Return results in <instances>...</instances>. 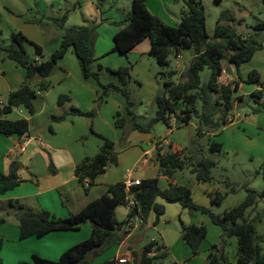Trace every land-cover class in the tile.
<instances>
[{
    "label": "trees",
    "instance_id": "1",
    "mask_svg": "<svg viewBox=\"0 0 264 264\" xmlns=\"http://www.w3.org/2000/svg\"><path fill=\"white\" fill-rule=\"evenodd\" d=\"M146 2L147 0H133L129 18L118 23L120 29L114 36V50L126 53L143 39L147 37L151 39L149 53L157 59L160 65L159 73L165 77V81L163 91L155 97L156 115L150 119L148 125L140 124L136 113L132 110L134 101L129 88L131 66L105 67L95 56L97 24L93 23L66 29L61 35L60 47L52 52L49 59L41 62L29 60L27 57V42L35 46L36 53L40 57L43 56V49L30 41L22 31H13L8 44H4L0 38V61L5 58L14 59L26 69V83L21 88L11 91L6 103H0V133L20 136L28 134L30 123L27 118L9 119L6 116L18 106H24L30 114L36 112L35 98L39 92L49 90L48 77L69 48H73L79 59L83 77L94 78L101 87L103 96L118 91L126 98V112L130 118L118 112L116 116L118 127H124L129 122L132 128L148 132L159 121L170 126L172 118L175 117L180 125H184L196 118L198 135L203 136L227 125L232 117L236 101L234 94L240 82L220 81L224 69L223 60L227 58L238 69L242 63L253 58L259 45L252 37H243L235 26L222 24L221 18L214 31V40L210 39L206 28V13L201 0H186L187 10L182 12L176 26L163 22L148 9ZM67 18L66 11L62 17L55 20L63 27ZM253 27L257 31H264V22H259ZM185 49H191L193 56L186 72L181 74L178 82H175L173 78L176 70L171 68V56H179ZM206 66L210 67L211 73L208 80L202 83L201 71ZM103 70L115 75L117 81H101ZM35 76L40 77V80L35 85H31L30 80ZM260 80V73L256 69L252 70L247 78L248 82H260ZM253 95L258 97L264 95V82L260 89L253 92ZM69 99L68 95H61L59 103ZM70 112L87 117L94 116L93 111H83L75 106L70 108ZM61 118L62 116H58L54 119ZM99 136L103 140L99 152L94 156L84 157L75 167V173L86 186V190L111 164L118 163L114 141L109 137ZM222 148L221 142L211 138L209 147L211 152L221 151ZM199 151H201L199 148L197 150L176 148L175 151H165L160 141L155 162L159 165L160 173L170 178H173L178 170L187 168L195 175L198 182L209 183L214 178L212 169L217 162L212 156L203 155ZM51 167L53 171L52 164ZM17 169V165L13 163L8 174L0 172V192H5L20 183ZM130 195L136 200L137 207L130 208L125 223L135 216L138 207L143 222L147 221L151 211H155L158 220L165 213V205L157 202L158 197H162L167 202H179L191 211L202 210L208 213L213 221L221 226L223 243L226 242V237H237L236 264H264V249L258 241L255 226L257 220L264 218V212H255L258 197L264 196V190L261 194L250 191L237 206L215 214L211 208L194 202L192 190L187 185L171 183L169 187L162 188L158 177L144 178L140 184L129 189L124 181L109 184L103 194L66 217H56L45 209L33 211L25 208L18 200H9L10 208L7 209V213L11 211L16 213L20 239L33 235L40 237L51 231L77 230L87 221L94 225L89 238L68 248L58 260L34 254L32 261H20L18 264H86L93 251L99 252L111 244L122 241L126 236L127 231L123 230L124 223L119 222L116 217V208L121 204H128ZM226 195L227 193L218 190L210 192L212 205L220 206ZM0 221H4V218ZM181 227L183 237L191 246L192 252L197 254L208 233L206 225L182 221ZM2 245L3 240L0 238V253ZM151 252L154 254L150 255ZM169 256L170 251L163 243L152 240L136 255L134 264H178L168 261ZM116 263L117 261L112 259L101 264ZM0 264H2L1 255ZM206 264H232V262L224 247L215 243L210 247Z\"/></svg>",
    "mask_w": 264,
    "mask_h": 264
},
{
    "label": "rangeland",
    "instance_id": "2",
    "mask_svg": "<svg viewBox=\"0 0 264 264\" xmlns=\"http://www.w3.org/2000/svg\"><path fill=\"white\" fill-rule=\"evenodd\" d=\"M50 1L52 0H28V2L32 3L33 19L41 24L45 32V40L42 44L45 60L49 59L52 52L60 47L61 35L66 29L96 23L84 10L88 1L99 4L103 9L104 18L97 28V55L121 56L118 52L109 53L114 47L112 31L120 27L118 25L119 22L129 18L132 11V0H64L61 4L56 1L54 6L50 4ZM76 1L80 2L81 6L77 5L75 7ZM201 2L206 13V28L210 39L214 40V31L221 18L222 24L235 26L238 33L243 37H252L259 45L251 61L242 63L238 69L229 64L231 68L230 77L240 82V88L236 92L237 100L232 111V117L237 113H241L242 115H248L249 120H242L239 117V121L236 124L228 123L212 133H205L203 136L198 135L196 118L184 125L172 120L174 125L170 133H167L169 126L163 121L154 124L148 132L134 129L127 122L124 127L116 128L118 134H114L113 138H111L115 143V151L118 154V164H111L109 167L112 170H121L122 168L125 171L132 167V169H136L139 176L147 178L158 177L160 186L167 187L170 180L160 173L159 165L155 162V151L152 153L153 161L150 164L145 165L141 156L140 160L133 165L137 156L142 152V147L145 149L151 148L156 141L165 139L172 141V145H164L165 151H175L176 147L183 149L194 148L196 150L199 148L201 154L212 156L217 162L212 169L213 180L209 183L198 182L195 175L187 168L178 170L173 180L178 184L187 185L192 190L193 200L198 201L202 205H207L208 208L212 209L213 213L220 214L224 210L241 203L250 191L261 194L264 190V95L262 97L253 95V92L260 89L264 82V31H257L253 27L259 22H264V0H201ZM147 5L153 14L157 15L168 25H177L180 21L181 12L187 10L186 0H148ZM66 11L68 12V18L64 26L61 27L55 18L62 17ZM3 19L0 23V28H3L4 32L0 34V38L4 44H8L11 40V34L8 22L5 18ZM129 56L137 55L130 54ZM192 56L193 51L191 49L183 50L181 57L171 56V68L176 70V75L173 78L175 82H178L181 79V74L188 69ZM98 61L101 63L100 59ZM130 61L135 65L134 77L143 82L142 86L136 80L130 81L129 88L134 101L132 110L136 113L138 122L146 126L150 119L156 115L157 105L155 97L163 91L165 77L159 73V70L155 74L156 78H150L151 68L147 59L135 62L134 58L130 57ZM225 62L228 63L227 61ZM254 69L260 73V82L247 81L249 73ZM210 73L211 69L209 66H206L201 71L202 83L208 80ZM100 77L103 82L117 81V77L106 70L101 72ZM220 81L233 80H230L227 73H224ZM88 83L91 84L97 93L93 108L90 110L94 112V116L89 117L91 121H94L95 118H101L100 111L101 115L109 116V118H112V116L116 117L118 112L130 118L126 112V98L121 92L112 91L108 96H103L102 89L94 78H89ZM20 109L28 113L24 106H21ZM20 113L17 108L13 110L11 115L20 117ZM38 120L41 121L42 117H39ZM49 134L50 131L48 129L47 135ZM211 138L223 144L221 151H210ZM102 144L103 140L101 137L93 135H89V138H83L79 141V145L90 156L96 155ZM77 147L80 149L79 146ZM101 189L102 187H95L92 193L98 194ZM82 190L83 192L89 191V189L86 190L84 187H82ZM216 190L227 193L220 206H213L211 203L210 192ZM258 199L255 212L263 213L264 196H259ZM158 200L165 205V214L154 223L156 214L153 211L149 219L151 227L148 230H142V232L149 236L157 235L156 237L160 240L159 235L161 233L173 234L175 230H180L179 215L182 216L183 210L186 212L191 210L188 208L184 209L178 202L168 203L162 198H158ZM185 211L184 214L186 215ZM200 215L209 218L208 214L198 211L197 221L207 223L209 239L217 241L221 247H224L229 260L232 264H236V237H226V242L223 243L224 237L220 236L221 234L219 235L221 228L212 222L201 220ZM126 217L123 209L117 212L119 222L125 224ZM153 225H155V228ZM255 226L258 241L264 249V218L257 220ZM115 246L111 244L105 247L102 253H106V251ZM168 261L176 262L172 251H170Z\"/></svg>",
    "mask_w": 264,
    "mask_h": 264
},
{
    "label": "crops",
    "instance_id": "3",
    "mask_svg": "<svg viewBox=\"0 0 264 264\" xmlns=\"http://www.w3.org/2000/svg\"><path fill=\"white\" fill-rule=\"evenodd\" d=\"M56 1H58L59 4L64 2V0H52L50 4L54 6ZM76 3H78V6H81L80 2L77 1L74 6ZM31 8L32 3L28 2V0H0V23L4 20L3 18H5L8 22L10 34L17 30L22 31L30 41L42 47L45 40V32L41 24L33 19V11ZM84 10L87 15L91 16L90 18L96 22L98 28L104 18L102 7L99 6V4L88 1ZM119 29L120 27L112 31L113 38ZM3 32L4 29L0 28V34ZM97 45L95 41V56L100 59L103 66L110 68H119L127 65L131 66L130 81L136 80L139 85L143 86V82L134 77L135 65L130 61V57H133L135 62H139L143 59L149 61L151 68L150 78H156L155 74L160 70L157 59L149 53L151 48V39L149 37L143 39L126 53L114 50V39V47L109 53L118 52L121 56H98L96 50ZM26 51L29 60L35 62L45 60V56L40 57L37 55L35 46L30 42L26 43ZM130 54H136L137 56H129ZM179 56L181 57L182 54ZM223 64L226 70L225 73H227L229 79L233 81L236 80L230 77V65L234 66V64L230 63L227 58L223 60ZM39 80L40 77L35 76L30 80V83L31 85H35ZM48 80L50 82L49 90L46 92H39L35 98V113H25L20 109L21 106H18L13 110L18 108L21 112L19 115L20 117H13L11 115L13 111L6 116L9 119L27 118L30 123L28 134L20 136L18 134L6 135L0 133V172L8 174L12 164L15 163L18 167L17 173L21 179L20 183L13 188L5 192H0V219L4 218V221H0V238L3 240L0 253L2 264H18L20 261H32V256L34 254L47 259L58 260L61 254L68 248L89 238L94 227L93 223L87 221L77 230L51 231L40 237L33 235L20 239L18 217L14 211L7 213V209L10 208L8 205L9 200H18L25 208L33 211L45 209L56 217H66L71 212L79 211L89 201L103 194L109 184L120 181L125 182L126 178L129 176L141 179L147 178L139 176L136 169H132V167L128 168L126 171L122 168L121 170H112V168L108 167L104 173L96 177L93 186L91 185L89 187V191L83 192L82 187L86 189V186L77 177L75 167L79 161L90 155L82 149L79 145V141L83 138H89V135L97 137L102 135L113 138L112 136H114V134H118L116 128L121 127L116 125V117L112 116V118H109V116H103L101 115V111V118H95L94 121H91L89 117L70 112L72 106L78 107L83 111H90L93 108V102L97 95L95 89L88 83L89 79L83 77L79 59L74 53L73 48H69L64 57L58 61L53 72L48 77ZM25 83V67L10 58H5L0 61V102L6 103L9 93L21 88ZM236 92L234 96L237 100ZM61 95H68L70 99L60 104L59 97ZM58 116H62V118L54 119ZM39 117H42L41 121L38 120ZM239 117L242 120H249L248 115L237 113L234 117H231L233 121L229 123L236 124L239 121ZM172 120H176V118L173 117ZM176 122L178 123L177 120ZM48 129L50 131L49 135H47ZM172 130L168 127L167 133H170ZM33 140H35V142ZM26 141L27 144L25 143ZM160 141L163 147L168 144L172 145V141L160 139L156 141L155 145L151 148L145 149L142 147V152L137 156L133 165L140 160L141 156L145 165L150 164L153 161L152 153L154 151L157 152L158 142ZM32 143L34 148L31 149L30 153L26 154L21 164H18L17 161H19L25 153L28 144ZM82 145L84 147V143ZM77 146H79L80 149ZM146 151L151 153V157L147 162L144 161V154ZM51 164L53 166V171L51 170ZM162 176L170 180L167 187H169L171 183H177L173 178L165 174H162ZM95 187H102L100 193H92ZM158 198L157 202H159ZM194 202L203 207H207V205H202L198 203V201L194 200ZM183 208L185 209V207ZM121 209L124 210L127 220L130 206L128 204L119 205L116 208V217L117 212ZM184 211L185 210L182 211V216L179 215L180 225H182L183 221L186 223L205 224L208 226L206 222L197 221L196 219L198 217V211L205 214L208 213L202 210H195L190 212L185 211V213H187L185 215ZM152 212L153 211H151V213ZM151 213L147 221H142L137 224L136 227H132V223L135 222V219L131 218L129 222L124 224L123 230H126L127 234L122 241L114 244L116 248L114 247L106 251V253H102L105 248L99 252L93 251L88 257V262L86 264H101L106 260L112 259L117 261L121 256H127L128 258V263L123 264H134L136 255L152 240H158L172 251L176 263L178 264H206L211 245L217 243V241L209 239V233H207L206 238L202 242L199 252L194 254L191 246L183 237L182 227L180 230H175L173 234L161 233L159 235L160 240L156 237L157 235L149 236L143 233L142 230H148L151 227L149 224ZM163 215H161L160 218ZM208 216L210 219L200 215L201 220L208 221L209 223L212 222L221 228L220 225L213 221L209 214ZM160 218L158 220H160ZM158 220L156 216L154 223ZM153 226L155 228V225ZM219 235L222 236V228ZM237 245L238 240L236 244V257Z\"/></svg>",
    "mask_w": 264,
    "mask_h": 264
},
{
    "label": "built area",
    "instance_id": "4",
    "mask_svg": "<svg viewBox=\"0 0 264 264\" xmlns=\"http://www.w3.org/2000/svg\"><path fill=\"white\" fill-rule=\"evenodd\" d=\"M226 72L225 69H223V74ZM0 103H3V102H0ZM176 121V120H175ZM229 121H233V118H230ZM173 121H171V124L169 126L170 130H172L173 128ZM27 144V141L25 142ZM151 153L149 151H146L145 154H144V161L147 162L149 160V158L151 157L150 155ZM142 181L141 178H133L131 176H129L128 178H126V181H125V184H126V187L129 189L131 186H134V185H138L140 184ZM128 205L130 206V208H135L137 207V202L136 200L134 199L133 195H130L129 199H128ZM135 219V222H133V226L132 227H136L137 224L141 223L143 220H142V217H141V210L140 208L138 207L137 211H136V214L135 216L133 217ZM154 253L151 252L150 255H153ZM117 263L118 264H123V263H128V258L127 256H121L117 259Z\"/></svg>",
    "mask_w": 264,
    "mask_h": 264
},
{
    "label": "water",
    "instance_id": "5",
    "mask_svg": "<svg viewBox=\"0 0 264 264\" xmlns=\"http://www.w3.org/2000/svg\"><path fill=\"white\" fill-rule=\"evenodd\" d=\"M35 142V140H33ZM33 142V143H34ZM32 144H28L27 149L25 150V153L23 154V156L19 159V161H17L18 164H21L22 160L24 159V157L26 156V154L30 153L31 149L34 148V145Z\"/></svg>",
    "mask_w": 264,
    "mask_h": 264
}]
</instances>
